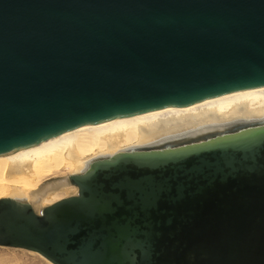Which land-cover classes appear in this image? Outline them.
<instances>
[{"label":"water","instance_id":"95a60500","mask_svg":"<svg viewBox=\"0 0 264 264\" xmlns=\"http://www.w3.org/2000/svg\"><path fill=\"white\" fill-rule=\"evenodd\" d=\"M264 88V0H0V155ZM52 264H264V122L106 155L0 195Z\"/></svg>","mask_w":264,"mask_h":264},{"label":"bare ground","instance_id":"6f19581e","mask_svg":"<svg viewBox=\"0 0 264 264\" xmlns=\"http://www.w3.org/2000/svg\"><path fill=\"white\" fill-rule=\"evenodd\" d=\"M262 122L257 88L77 129L0 155V195L102 156Z\"/></svg>","mask_w":264,"mask_h":264},{"label":"rangeland","instance_id":"374dc122","mask_svg":"<svg viewBox=\"0 0 264 264\" xmlns=\"http://www.w3.org/2000/svg\"><path fill=\"white\" fill-rule=\"evenodd\" d=\"M0 264H49L44 258L30 250L1 246Z\"/></svg>","mask_w":264,"mask_h":264}]
</instances>
